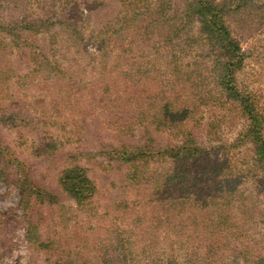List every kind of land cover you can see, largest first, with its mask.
<instances>
[{
	"label": "trees",
	"instance_id": "obj_1",
	"mask_svg": "<svg viewBox=\"0 0 264 264\" xmlns=\"http://www.w3.org/2000/svg\"><path fill=\"white\" fill-rule=\"evenodd\" d=\"M56 1L59 12L46 0H36L38 11L32 13L15 12L17 0H4L12 12H0V99L22 100L29 95L24 88L32 82L43 88L52 84L56 90L70 88V81L73 84L74 77L62 68L56 49L33 51L27 44L26 32H32L46 33L54 40L68 33L85 45L86 31L78 24L82 17L66 12V3L77 5V0ZM136 1L88 3H95L101 12L109 5L125 7V15L116 13L124 12L116 7L104 11L105 24L114 25L104 24L99 35L109 31L115 35L132 25L143 41L159 39V47L141 55H157L152 53L155 50L161 64L127 62L120 73L124 94L112 97V86L103 83L99 98L103 125H112L108 135L115 142L108 144L109 157L102 160L106 169L116 170V192L123 196L126 190H144L146 201L134 199L130 206L127 199H120L119 206L126 210L123 222L109 231V237L97 234L90 242L85 238L82 245L88 251L91 245L96 247L100 264H264V199L255 200L254 193L259 191H249L248 186L257 185L264 192V103L238 78L247 53L229 24L237 20L247 25L243 14L261 0H155L154 8L149 0ZM52 24L60 26L52 32ZM22 65L24 72L19 69ZM158 79L159 93L152 95L149 83ZM133 107H137L135 112L130 111ZM10 117L16 118L17 126L36 129L31 114L13 110ZM50 121L55 123L56 118ZM234 123L240 127L237 135L223 137L226 126ZM75 137L65 141L73 142ZM105 137L98 135V142ZM230 149L234 150L229 156ZM0 159L4 166L17 167L14 185L19 188L22 218L32 238L37 240L42 207L59 211L62 221L75 216H69L73 206L62 203L64 196L69 195L77 210L93 218L97 184L78 160L63 168L62 192L50 193L1 144ZM135 228L138 236L151 234L156 246L161 239L170 245L162 246V254L148 246L140 252L143 240L134 238ZM55 243L54 238L41 242L54 251L67 247L64 242ZM87 255L83 259L61 255L60 259L65 264H87Z\"/></svg>",
	"mask_w": 264,
	"mask_h": 264
},
{
	"label": "rangeland",
	"instance_id": "obj_2",
	"mask_svg": "<svg viewBox=\"0 0 264 264\" xmlns=\"http://www.w3.org/2000/svg\"><path fill=\"white\" fill-rule=\"evenodd\" d=\"M46 1L57 12L61 10L60 2ZM129 2L136 4L137 1L125 0V4ZM149 2L154 8L155 0H149ZM263 3L264 0H261L260 3L249 8L243 14L248 18L247 25L238 23L237 20L233 23L230 20L229 23L234 29V33L241 38V47L247 53L245 65L238 73V78L241 84L248 86L257 94L262 104L264 103ZM66 6H68L67 13L78 12L82 17V21H78V24L82 25V29L86 31L84 46L80 40H76L68 33L61 34L59 39L54 40L46 33L31 34L32 32H26V39L29 49L33 51L48 47L56 49L55 55L57 58H61L62 68L70 71L74 77L73 84L70 81V88L56 90L52 84L43 88L36 85L37 82H32L24 88V92L29 95L22 100L19 98L0 99V144L3 149L16 155L29 173L30 178L50 193L62 192L59 182L62 170L73 164L74 159L78 160L82 166L88 169L97 184L98 191L91 204V207H94V210H91L93 218H88L90 217L88 212L77 210L74 200L69 195L64 196L62 203L73 206L69 210V216H75L71 220L62 221L59 211L42 207L41 212L44 218L36 229L37 240L32 238V235H29L26 230L28 225L22 218L24 210L19 204L21 198L19 188L14 185L16 178L19 177L17 167L16 165L13 167L4 166L0 159V264H65L60 259L61 255L83 259L84 254H88L87 264H96L98 252L93 249L96 247L91 245L92 250L88 251L82 245L84 239L87 238L90 242L97 234L109 237V231L113 230L115 225L119 226L123 222L122 217L126 210L119 206L120 199H127L130 206L134 199L141 198L146 201L143 198L144 190H139V192L126 190L123 196L116 192L114 187V182L118 180L117 173L114 174L116 170L114 168L106 169L105 161L102 160L109 157L107 152L111 146L108 144L115 142L108 135L111 133L109 128L112 125H103L105 117L100 116L101 102L99 98L100 86L103 83L112 86V91L109 93L112 97L124 94L125 80L120 73L128 67L129 63L127 62L135 63L136 66L148 60L161 64L160 54L155 50L152 53L157 55H141L142 52H147L152 47H159V39L152 37L148 41H143L139 37L138 30L132 25L115 35H112V31L99 35L98 29L106 22V19L103 18L106 15L104 11L108 10L109 12L110 8L116 7V11H124L116 13L125 15L126 11L123 6L109 5L107 9H101L103 12L98 9L95 3L89 4L88 0H77V5L69 1ZM16 8L15 12L35 13L38 11V4L36 0H17ZM0 12H12L10 8L5 7L4 0H0ZM152 13L156 14V12ZM105 25L112 26L114 24ZM59 26V24H52L49 30L54 32ZM248 31H251V34ZM90 36L92 37L90 38ZM130 38H133V43H130ZM86 41H89L88 45ZM23 68V65L19 67L22 72H24ZM36 78L38 75L32 79ZM149 84H151L148 87L151 94L157 95L160 88L159 79L151 80ZM62 96L65 98L62 99ZM156 100L160 99L156 98ZM13 110L21 111L25 116L31 114L35 117L36 129L31 130L17 126L16 118L10 117ZM84 110H86V115H83ZM136 110L137 107L130 109L131 112ZM53 118H56L55 123L50 121ZM101 123L103 127H99ZM74 126H77L78 129H75ZM235 126V123L226 126L222 133L223 137L236 136L240 127ZM102 134L106 137L98 142L97 137ZM67 137L75 138L73 142L67 143L65 141ZM78 137L82 138V141H76ZM79 147L82 148L79 149ZM233 150H229V156ZM80 151H83L84 154H78ZM96 161H99L98 164H95ZM21 169L19 167L20 171ZM248 186L249 191H259L258 195L257 192L254 193L255 200L263 201L264 192H261L257 185L249 184ZM138 208L136 207V209ZM102 225L104 226L103 230L100 228ZM135 229L134 238L143 240L140 242V252L141 247L148 246L155 253L162 254V246L170 245L169 242L162 243L161 239L160 246H156L151 234L138 236L139 230ZM44 238H54L57 243L53 246L64 242L67 247L61 251L44 248L41 244ZM161 257L162 255H160Z\"/></svg>",
	"mask_w": 264,
	"mask_h": 264
}]
</instances>
